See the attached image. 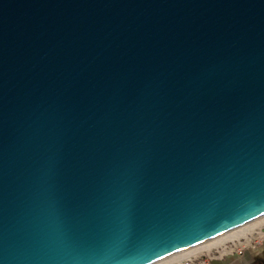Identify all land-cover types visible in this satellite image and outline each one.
Here are the masks:
<instances>
[{
	"label": "water",
	"instance_id": "1",
	"mask_svg": "<svg viewBox=\"0 0 264 264\" xmlns=\"http://www.w3.org/2000/svg\"><path fill=\"white\" fill-rule=\"evenodd\" d=\"M264 214V0H0V264H148Z\"/></svg>",
	"mask_w": 264,
	"mask_h": 264
},
{
	"label": "bare ground",
	"instance_id": "2",
	"mask_svg": "<svg viewBox=\"0 0 264 264\" xmlns=\"http://www.w3.org/2000/svg\"><path fill=\"white\" fill-rule=\"evenodd\" d=\"M262 219L264 221V214L256 218L250 219L244 224L235 226L232 229L221 232L220 234L213 236V238L206 239L205 241L193 244L190 247L177 250V252L171 255H165L162 258L149 262L148 264H182L184 260H188L192 258V256H196L199 253L206 251V249L221 245L222 242L224 243L225 240L233 239L235 236L244 235L246 232H248L250 225H252L257 220Z\"/></svg>",
	"mask_w": 264,
	"mask_h": 264
},
{
	"label": "built area",
	"instance_id": "3",
	"mask_svg": "<svg viewBox=\"0 0 264 264\" xmlns=\"http://www.w3.org/2000/svg\"><path fill=\"white\" fill-rule=\"evenodd\" d=\"M263 242L264 231L263 233L258 230H255L254 233L249 231L244 235L235 236L233 239L224 241L219 247L212 248L204 254L185 260L182 264H206L208 262L207 259L214 258L216 254H221L225 258H233L242 255L246 249L260 245Z\"/></svg>",
	"mask_w": 264,
	"mask_h": 264
},
{
	"label": "flooded vegetation",
	"instance_id": "4",
	"mask_svg": "<svg viewBox=\"0 0 264 264\" xmlns=\"http://www.w3.org/2000/svg\"><path fill=\"white\" fill-rule=\"evenodd\" d=\"M223 264H264V242L246 249L239 259L236 257Z\"/></svg>",
	"mask_w": 264,
	"mask_h": 264
},
{
	"label": "rangeland",
	"instance_id": "5",
	"mask_svg": "<svg viewBox=\"0 0 264 264\" xmlns=\"http://www.w3.org/2000/svg\"><path fill=\"white\" fill-rule=\"evenodd\" d=\"M256 222V223H255ZM252 225H250L251 226V228H250V226H249V229H248V232L250 231H252L253 233H254V231L256 230H258V231H260L261 233H263V231H264V221H263V219L262 220H257V221H255ZM253 228V229H252ZM248 232H246V233H248ZM245 233V234H246ZM226 241V240H225ZM223 243V242H222ZM220 245H218V246H216V247H219ZM216 247H212V248H216ZM212 248H210V249H206V251H208V250H211ZM206 251H203L202 253H199L198 255H201V254H204V253H206ZM198 255H196V256H192V257H197ZM237 257V259H239V256H235V257H233V258H225V257H222V255L220 254H216V256L214 257V258H208L207 260H208V262L206 263V264H223V263H226V262H228L229 260H234V258H236ZM185 261V260H184Z\"/></svg>",
	"mask_w": 264,
	"mask_h": 264
}]
</instances>
